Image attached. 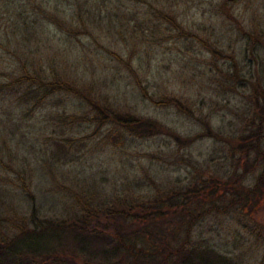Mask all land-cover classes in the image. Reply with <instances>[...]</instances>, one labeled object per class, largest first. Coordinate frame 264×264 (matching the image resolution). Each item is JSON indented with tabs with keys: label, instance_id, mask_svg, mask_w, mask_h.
I'll return each mask as SVG.
<instances>
[{
	"label": "rangeland",
	"instance_id": "1",
	"mask_svg": "<svg viewBox=\"0 0 264 264\" xmlns=\"http://www.w3.org/2000/svg\"><path fill=\"white\" fill-rule=\"evenodd\" d=\"M36 72L75 80L82 95L23 98ZM137 80L154 100L175 96L194 115L148 99ZM261 90L264 0H0V214L11 225L4 227L29 222L32 212L71 219L84 207L189 187L204 196L200 186L209 178L235 181L242 167L228 139L258 109ZM86 96L202 137L181 145L167 135L135 138L84 118H58L89 110ZM197 118L223 137L204 136ZM64 153L68 161L60 160ZM254 199L253 208L204 216L193 238L236 264H264V194ZM61 254L60 264L100 260L69 243Z\"/></svg>",
	"mask_w": 264,
	"mask_h": 264
},
{
	"label": "trees",
	"instance_id": "2",
	"mask_svg": "<svg viewBox=\"0 0 264 264\" xmlns=\"http://www.w3.org/2000/svg\"><path fill=\"white\" fill-rule=\"evenodd\" d=\"M165 17L175 27H180L172 17ZM111 24L108 21L110 27ZM155 26L158 28L160 24ZM31 77L26 72L25 78L30 80ZM137 81L148 99L161 106L174 105L194 115L191 107L175 96L164 95L154 100L147 86ZM33 82L36 86L24 91L23 98L38 101L54 92L79 97L83 92L75 80L54 73L41 78L36 72ZM86 100L90 109L83 114H59L58 118L67 123L84 118L135 138L167 135L181 145L202 137V134L182 136L155 119L120 111L109 104L90 101L88 97ZM256 100L258 109L239 132L231 133L228 139L242 167L241 171H235V181L209 178L202 180L200 186L206 190L204 196L199 189L189 187L172 191L164 198L147 196L134 203L84 207L71 219L44 220L32 212L29 222L18 223L10 231L4 227L10 224L0 214V264H60L65 243L91 252L90 258H100L99 264H236L226 254L195 240L192 229L198 220L210 213L244 209L248 205L253 208L258 204L254 198L264 194V90L258 93ZM199 120L206 129L204 136L223 137L221 130L212 128L209 120ZM56 146L63 147L60 142ZM60 160L68 161L65 153ZM252 173L255 175L253 182H244ZM249 200L252 201L248 204ZM28 256L45 258L34 262L27 260Z\"/></svg>",
	"mask_w": 264,
	"mask_h": 264
},
{
	"label": "water",
	"instance_id": "3",
	"mask_svg": "<svg viewBox=\"0 0 264 264\" xmlns=\"http://www.w3.org/2000/svg\"><path fill=\"white\" fill-rule=\"evenodd\" d=\"M228 2H232V1H234V0H227ZM80 264H97V263H95V262H91V261H84V262H82V263H80Z\"/></svg>",
	"mask_w": 264,
	"mask_h": 264
}]
</instances>
